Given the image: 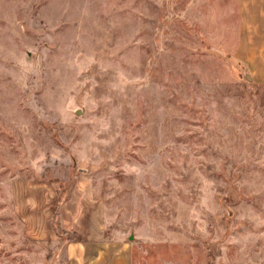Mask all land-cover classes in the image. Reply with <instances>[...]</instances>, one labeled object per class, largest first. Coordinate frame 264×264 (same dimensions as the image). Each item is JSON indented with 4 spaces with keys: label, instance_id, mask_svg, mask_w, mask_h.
I'll return each mask as SVG.
<instances>
[{
    "label": "rangeland",
    "instance_id": "rangeland-1",
    "mask_svg": "<svg viewBox=\"0 0 264 264\" xmlns=\"http://www.w3.org/2000/svg\"><path fill=\"white\" fill-rule=\"evenodd\" d=\"M98 251L264 264V78L236 0H0V264Z\"/></svg>",
    "mask_w": 264,
    "mask_h": 264
},
{
    "label": "crops",
    "instance_id": "crops-1",
    "mask_svg": "<svg viewBox=\"0 0 264 264\" xmlns=\"http://www.w3.org/2000/svg\"><path fill=\"white\" fill-rule=\"evenodd\" d=\"M241 22V54L247 68L255 69V75L264 78V0H236ZM84 257L83 252L81 254ZM80 258L84 264H114L99 251L91 259ZM120 264V257L117 263ZM124 264H126L124 260Z\"/></svg>",
    "mask_w": 264,
    "mask_h": 264
}]
</instances>
